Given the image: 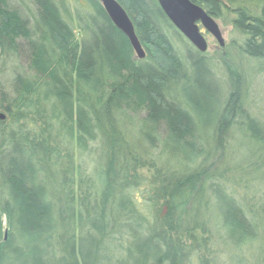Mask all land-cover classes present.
I'll return each instance as SVG.
<instances>
[{"label":"trees","instance_id":"1","mask_svg":"<svg viewBox=\"0 0 264 264\" xmlns=\"http://www.w3.org/2000/svg\"><path fill=\"white\" fill-rule=\"evenodd\" d=\"M85 1L73 17L67 0H0V60L13 64L9 90L0 69V264L236 256L264 234V216L237 196L228 168L235 130L245 159L264 150L243 75L223 53L224 96L208 51L157 0H117L144 60L101 0ZM191 1L215 19L231 12L241 54L264 64V0ZM83 155L93 159L89 172Z\"/></svg>","mask_w":264,"mask_h":264},{"label":"rangeland","instance_id":"2","mask_svg":"<svg viewBox=\"0 0 264 264\" xmlns=\"http://www.w3.org/2000/svg\"><path fill=\"white\" fill-rule=\"evenodd\" d=\"M68 7L74 17L76 10L82 13V9L87 6L85 0H67ZM233 14L228 11L221 19H216L218 22L226 42L225 48H220L217 41L208 34L204 28L201 27V31L206 37L209 49L208 58L213 64V69L216 74V78L223 86V94L227 93L228 88V74L223 53L228 55V65L238 70L244 77L243 89L245 92V104L251 114L264 122V66L262 61H256L246 56H243L239 50V47L243 43V35L235 28L233 24ZM75 23V22H74ZM168 34L175 42L179 49V53L185 55V43L175 35L171 29H168ZM12 63L8 61L0 60V69L3 70V77L6 80V88L9 90L10 83L12 82ZM21 67H24V61L19 62ZM225 89V90H224ZM0 114H3L0 111ZM231 142H235L236 145L242 143V146L246 145L244 136L235 130L231 135ZM232 149V158L228 162V168L231 171V175L234 176L239 183L236 184V194L242 199L243 202L249 203L251 209L259 211L260 216H264V150H255L254 153H249V158L244 156V150L240 148ZM253 149H256L253 147ZM240 152V153H239ZM239 153V154H238ZM91 157L83 155L80 159L82 168L85 172H89L92 168ZM263 218V217H261ZM264 219V218H263ZM4 226H6L4 220ZM221 247H219L220 249ZM228 254L222 252L219 256L221 264H228L230 260L234 264H238L243 260L247 264H264V234H260V238L253 243L245 246L242 251L236 250L234 254ZM230 262V264H233Z\"/></svg>","mask_w":264,"mask_h":264},{"label":"water","instance_id":"3","mask_svg":"<svg viewBox=\"0 0 264 264\" xmlns=\"http://www.w3.org/2000/svg\"><path fill=\"white\" fill-rule=\"evenodd\" d=\"M161 9L175 28L201 53H206L209 44L201 27L210 34L220 48H225L223 32L214 17L191 0H157ZM114 25L129 39L136 57L146 58V51L136 35L134 25L126 10L117 0H101Z\"/></svg>","mask_w":264,"mask_h":264}]
</instances>
